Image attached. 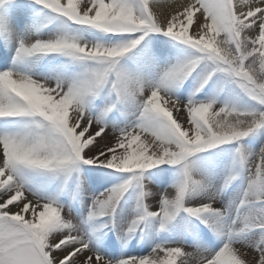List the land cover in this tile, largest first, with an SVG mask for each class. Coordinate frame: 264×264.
Returning a JSON list of instances; mask_svg holds the SVG:
<instances>
[{
	"label": "snow or ice",
	"instance_id": "6c2138e0",
	"mask_svg": "<svg viewBox=\"0 0 264 264\" xmlns=\"http://www.w3.org/2000/svg\"><path fill=\"white\" fill-rule=\"evenodd\" d=\"M0 264H264V0H0Z\"/></svg>",
	"mask_w": 264,
	"mask_h": 264
}]
</instances>
